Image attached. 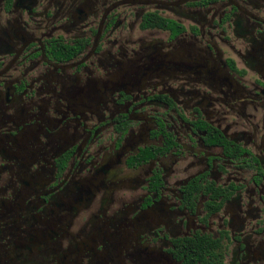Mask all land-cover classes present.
I'll use <instances>...</instances> for the list:
<instances>
[{
  "label": "flooded vegetation",
  "instance_id": "obj_1",
  "mask_svg": "<svg viewBox=\"0 0 264 264\" xmlns=\"http://www.w3.org/2000/svg\"><path fill=\"white\" fill-rule=\"evenodd\" d=\"M0 264H264V0H0Z\"/></svg>",
  "mask_w": 264,
  "mask_h": 264
}]
</instances>
